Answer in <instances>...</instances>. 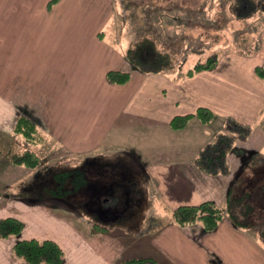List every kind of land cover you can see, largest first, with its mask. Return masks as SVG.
Here are the masks:
<instances>
[{"label":"crops","instance_id":"obj_1","mask_svg":"<svg viewBox=\"0 0 264 264\" xmlns=\"http://www.w3.org/2000/svg\"><path fill=\"white\" fill-rule=\"evenodd\" d=\"M123 2L57 0L49 6V0H0V127L13 126L20 114L28 117L58 144L53 151L71 166L111 156L130 160L136 171L128 174L142 178L147 223L133 233L110 229L73 205L48 199L55 213L46 218L55 219L61 233L24 230L10 240L0 239V264H28L11 253L13 243L24 236L57 239L65 251L61 264H114L134 252L153 254L160 264H264V242L225 213L233 183L264 140L252 152L244 143L235 144L228 154L227 175L207 174L193 163L199 148L221 130L213 128L215 120L230 115L252 124L264 112V80L253 71L264 62V21L251 54L230 51L223 65L219 61L192 76L169 77L132 63L127 50L137 40L109 29L118 10L129 12L128 23L136 22V0H129L126 9ZM176 4L165 10L179 12L169 9ZM160 9L146 11L140 21L161 16ZM109 70L126 72L128 79L111 82ZM199 106L215 114L211 122L192 117L183 128L170 126L173 116L193 113ZM254 135L261 136L258 130ZM261 165L256 171L264 169ZM113 199L110 189H99L94 208L107 215L115 206ZM39 200L27 206L35 207ZM203 201L224 211L215 229L172 221L176 207ZM153 213L166 221L156 222ZM123 236H131L128 245Z\"/></svg>","mask_w":264,"mask_h":264},{"label":"rangeland","instance_id":"obj_2","mask_svg":"<svg viewBox=\"0 0 264 264\" xmlns=\"http://www.w3.org/2000/svg\"><path fill=\"white\" fill-rule=\"evenodd\" d=\"M128 1L124 0L123 2L125 9L128 8ZM238 1L136 0L137 4L133 6L132 12L135 15L132 20L136 22L134 24L128 23L129 12L118 10L114 12L109 29L113 30V34L116 35L118 33L127 34L135 41H145L144 38H151L153 40L151 61L144 65L167 71L168 73H160L167 74L169 77L187 76L186 70L193 63L212 53L217 54V62L220 61L222 65L224 62H228L229 59L227 58L230 57L226 53L230 51L239 53L240 50L251 54L250 51L253 50L256 40H258L257 30L264 21V12L251 9L249 14L242 16L238 13L240 5H238ZM175 3H177L176 6L169 9L179 12L165 10L167 9L166 6ZM158 5L164 8L160 9L164 11L161 16L155 17L154 14L147 18V22L140 21L146 15V11L150 9L153 11ZM172 14H182V17H178V15L173 17ZM141 48L144 49V44L138 47V50L143 52ZM131 57L134 61L140 62L138 53L131 55ZM142 62L144 63V60ZM260 64L262 63L256 65ZM253 71L255 72V67ZM20 115L17 116L16 120ZM223 121L224 118L222 122L221 119L215 120L212 124L213 128L216 130V126H222L220 130L222 131ZM255 121V123H249L252 126L251 132L254 133L250 132L245 140H235L234 145L244 143L245 146L252 149L249 150L252 152L258 147V143L262 144L264 140V112L256 117ZM14 125L7 126L5 129H3L5 126L0 127V211L4 210V214L0 217L13 216L21 220L23 223L21 234L24 230L26 232L34 230L56 233L57 235L61 233L56 229L59 227V223L55 222V219L48 220L46 218L49 217L46 214L55 213L48 208L49 200L73 205L76 212H81L84 216L86 213L87 217H91L102 225H107L110 229L118 227L133 233L137 231L136 228L147 223L143 214L144 208H146L144 206L145 193L139 184L142 178L140 179L138 175L133 174L131 176L128 174L127 171L131 174L136 171L130 160L111 156L99 158L95 163L77 162L71 166L70 162H64V159L57 157L59 152H54L53 147L55 148L58 144L50 140L47 135H42L41 141L39 140L35 144L28 141L22 134L16 133ZM257 130L261 135L258 139L254 135ZM26 149L35 150L40 156L41 161L37 166L27 168L23 164L11 163L13 154L22 153ZM54 153L56 157H54ZM251 155L252 158L247 161L241 178L234 182L231 187L230 200L225 206L227 208L225 213L235 224L251 229L257 239L264 242V169L256 171L257 167L264 163V146ZM55 161L60 162L49 166ZM99 189L103 191L110 189L113 193L115 206L108 210L107 215L94 208L93 197ZM35 198L40 199L39 204L36 205L38 207L27 206L29 205L27 202L36 203L33 202ZM19 205L24 206L23 209L18 208ZM91 207L92 209H90ZM22 210H24L23 213ZM90 210L95 214H89ZM13 211H18V213L13 215ZM110 212L111 214L115 213V216L110 217ZM151 216L156 222L166 221L165 218H159L154 213ZM154 219L153 223H155ZM106 231L104 230V232ZM117 233L119 234V232ZM31 237L24 236V238ZM123 237L126 238L125 244L128 245L131 242V236ZM11 238L14 236L0 239L10 240ZM60 246L62 247V245ZM134 247L136 248L138 245ZM11 253L13 255L12 250ZM149 255L155 256L134 252L123 259Z\"/></svg>","mask_w":264,"mask_h":264},{"label":"trees","instance_id":"obj_3","mask_svg":"<svg viewBox=\"0 0 264 264\" xmlns=\"http://www.w3.org/2000/svg\"><path fill=\"white\" fill-rule=\"evenodd\" d=\"M57 0H49V6ZM240 4V5H239ZM238 13L245 16L250 10L264 12V0H239ZM243 9V10H242ZM242 10V11H241ZM145 41L138 40L135 46L127 50L129 60L138 65L143 70L160 72L161 69L145 66L146 62L151 61V47L153 40L144 38ZM144 44L143 52L138 47ZM139 54L140 62L133 60L131 55ZM218 56L212 53L204 59L197 60L186 70L187 76L211 69L215 66ZM144 60V63L142 62ZM143 63V64H142ZM165 72V71H164ZM167 72V71H166ZM168 73V72H167ZM255 73L264 79V62L255 66ZM107 78L111 82L122 83L128 79L126 72L109 70ZM192 117H197L203 123H209L215 114L207 107L199 106L195 112L183 115H175L170 120V126L174 129L183 128ZM252 130L249 123L242 122L233 116H225L223 130L218 132L215 137L207 141L197 151L193 163L203 172L210 175H227L229 173L228 154L233 148L235 140H245ZM14 131L22 134L28 141L38 143L42 139L43 132L28 117L20 115L14 125ZM11 163L23 164L27 168L37 166L41 159L35 150L26 149L19 154H13ZM224 215L223 209L212 201H203L196 205H180L173 209L171 213L172 221L177 225H188L199 222L205 230H213ZM100 228H103L100 226ZM23 229V223L13 216L0 217V238L18 236ZM13 255L24 260L28 264H61L64 260V251L60 244L52 238L38 239L20 238L12 245ZM117 264H160L155 256H132L121 260Z\"/></svg>","mask_w":264,"mask_h":264},{"label":"flooded vegetation","instance_id":"obj_4","mask_svg":"<svg viewBox=\"0 0 264 264\" xmlns=\"http://www.w3.org/2000/svg\"><path fill=\"white\" fill-rule=\"evenodd\" d=\"M252 158V155H249V157L247 158V161ZM101 199H104L103 197H100Z\"/></svg>","mask_w":264,"mask_h":264}]
</instances>
